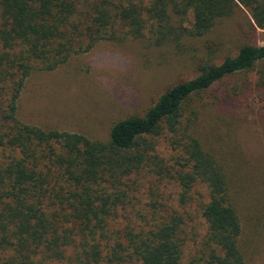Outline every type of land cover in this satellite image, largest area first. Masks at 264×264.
<instances>
[{"label": "trees", "instance_id": "16d2710c", "mask_svg": "<svg viewBox=\"0 0 264 264\" xmlns=\"http://www.w3.org/2000/svg\"><path fill=\"white\" fill-rule=\"evenodd\" d=\"M239 8L264 30V0H0V264H179L188 241L180 214L126 230L105 247L98 241L125 204L132 175L148 165L170 174L154 154L162 136L178 153L170 168L181 203L193 188L206 189L205 232L190 264H246L232 171L220 140L203 135L199 121L209 105L204 95L264 64V45L243 44L234 56L203 64L142 116L113 123L106 141L17 117L33 70H55L101 40L118 39L117 27L124 37L149 35L160 47L186 34L201 37ZM210 102L217 110L238 101L223 94Z\"/></svg>", "mask_w": 264, "mask_h": 264}, {"label": "rangeland", "instance_id": "374dc122", "mask_svg": "<svg viewBox=\"0 0 264 264\" xmlns=\"http://www.w3.org/2000/svg\"><path fill=\"white\" fill-rule=\"evenodd\" d=\"M172 23L179 25L180 20L174 18ZM114 33L118 39L101 40L89 51L70 56L55 70H33L18 100V119L43 129L106 141L113 123L142 116L168 88L197 76L203 64L210 60L218 64L234 56L243 44L264 45V30L254 26L243 8L216 22L201 37L186 34L160 47L151 43L149 35L143 39L124 37L119 27ZM223 94L238 102L225 104L223 109L217 107V111L210 101ZM206 95L203 101L209 105L200 116V129L203 135L211 138L212 134L220 140L215 138L230 165L246 264H264V64L226 78ZM216 113L218 119L213 117ZM168 139H155L154 154L157 163L161 162L159 166L170 174L148 165L132 175L127 181L125 204L108 219L105 235L100 233L98 241L105 247L126 230L180 214L185 219L188 241L179 264H190L198 255L205 232L200 207L207 201V194L204 186H197L189 192L190 201L181 203L182 190L170 168H176L178 153L172 151ZM259 225L262 227L257 232Z\"/></svg>", "mask_w": 264, "mask_h": 264}]
</instances>
